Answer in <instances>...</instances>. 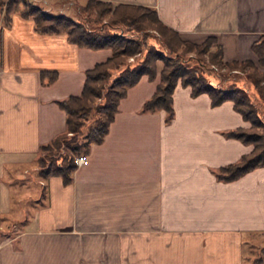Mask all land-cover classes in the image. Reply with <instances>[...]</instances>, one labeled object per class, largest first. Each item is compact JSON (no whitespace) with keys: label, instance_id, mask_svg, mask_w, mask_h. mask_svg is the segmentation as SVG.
<instances>
[{"label":"crops","instance_id":"1","mask_svg":"<svg viewBox=\"0 0 264 264\" xmlns=\"http://www.w3.org/2000/svg\"><path fill=\"white\" fill-rule=\"evenodd\" d=\"M110 1L156 7L183 39L214 35L225 60L259 63L264 0ZM112 53L40 32L20 13L2 23L0 264H244L246 235L264 234V165L229 181L214 171L254 147L225 134L250 125L232 100L213 105L209 93L179 82L167 122L164 109L142 110L160 82L145 74L70 183L38 175L40 145L66 130L58 100L80 94L87 70ZM46 70L57 78L42 79ZM18 194L39 205L23 214Z\"/></svg>","mask_w":264,"mask_h":264},{"label":"trees","instance_id":"2","mask_svg":"<svg viewBox=\"0 0 264 264\" xmlns=\"http://www.w3.org/2000/svg\"><path fill=\"white\" fill-rule=\"evenodd\" d=\"M0 5L5 24L11 23L14 13H20L32 18L40 32L66 33L78 46L113 50L110 57L87 70L80 94L58 100L66 112L67 126L64 132L40 145L37 162L42 177L58 175L70 183L78 167L77 157L88 154L93 143L104 140L121 99L145 74L150 78L160 74V82L142 110L164 109L167 122L175 115L174 90L179 82L191 86L194 95L209 93L213 105L232 100L244 118L251 121L248 127L225 131L254 147L239 160L216 168L220 180H234L264 165V33L253 43L259 63L251 59L227 61L216 36L210 35L202 42L183 39L161 19L156 7L145 4L87 0L77 18L44 12L37 0H0ZM150 37L158 43L150 42ZM57 76V71L42 72V79L48 83ZM62 148L65 152L59 155ZM258 248V253L248 258V264L264 261V245Z\"/></svg>","mask_w":264,"mask_h":264},{"label":"rangeland","instance_id":"3","mask_svg":"<svg viewBox=\"0 0 264 264\" xmlns=\"http://www.w3.org/2000/svg\"><path fill=\"white\" fill-rule=\"evenodd\" d=\"M72 1L73 3H71ZM37 2L40 3V5L46 8L48 11L50 10L51 13H65L67 15L77 18V17H80L79 8H81V6L84 5L87 2V0H37ZM149 40L150 42H154L156 44L158 43L155 37H150ZM190 54H194V52H190ZM211 73H212L211 71L207 72V74L209 75H211ZM212 76H213V73H212ZM248 84L251 88H253L250 82H248ZM249 122L251 125V121ZM86 129H87V126H86ZM64 152H65V148H62L58 154L61 155ZM37 166H38L37 173L38 175H40L38 162H37ZM33 187H34L33 190H31L32 193L36 194L35 196H38L36 193L37 191L35 190L40 189L41 185L37 182H34ZM35 196L33 198H31V196L22 197L20 196V194H18V206L22 207L21 211L23 212V214H25L24 209L28 210V214L31 211L29 204H31V206L39 205V201L35 199ZM260 245H264V234L263 235L261 234L246 235L245 240H244V264H248V261L250 262L248 258L258 253V249H259L258 246Z\"/></svg>","mask_w":264,"mask_h":264},{"label":"built area","instance_id":"4","mask_svg":"<svg viewBox=\"0 0 264 264\" xmlns=\"http://www.w3.org/2000/svg\"><path fill=\"white\" fill-rule=\"evenodd\" d=\"M44 12H50V10L48 11L46 8H44ZM2 23H3V18L0 19V29L2 27ZM76 160H77L78 165L83 164L87 161V155L86 154L79 155ZM0 232H2L1 219H0Z\"/></svg>","mask_w":264,"mask_h":264}]
</instances>
